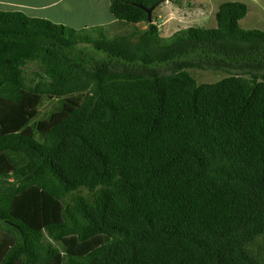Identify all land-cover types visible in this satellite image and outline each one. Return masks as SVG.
<instances>
[{
  "label": "trees",
  "instance_id": "trees-1",
  "mask_svg": "<svg viewBox=\"0 0 264 264\" xmlns=\"http://www.w3.org/2000/svg\"><path fill=\"white\" fill-rule=\"evenodd\" d=\"M164 1L108 0L114 36L0 9V264H264V30L161 36Z\"/></svg>",
  "mask_w": 264,
  "mask_h": 264
},
{
  "label": "rangeland",
  "instance_id": "rangeland-1",
  "mask_svg": "<svg viewBox=\"0 0 264 264\" xmlns=\"http://www.w3.org/2000/svg\"><path fill=\"white\" fill-rule=\"evenodd\" d=\"M45 1L48 0H0V9H20L28 15L43 16L75 29L86 28L89 33H93L97 26L103 27L104 33L109 36L124 34L133 29L132 23L115 22L106 5L108 0H52L56 2L43 6ZM222 1L225 0H179L178 3L165 0L152 10V19L156 18L161 36H168L186 26L214 27L215 12ZM239 1L246 4L247 13L238 21V25L241 28L264 30V0ZM135 26L141 29L145 24L137 23ZM82 47L87 49L90 46ZM96 54L103 55L100 51H96ZM33 68L34 64H29L26 70L29 73ZM190 73L198 83L213 82L225 75L220 70L190 69ZM50 104L49 100H45L40 111L47 109Z\"/></svg>",
  "mask_w": 264,
  "mask_h": 264
},
{
  "label": "water",
  "instance_id": "water-1",
  "mask_svg": "<svg viewBox=\"0 0 264 264\" xmlns=\"http://www.w3.org/2000/svg\"><path fill=\"white\" fill-rule=\"evenodd\" d=\"M155 5H151L149 7H143L145 9V11L147 12V22H151V13L152 10L154 9Z\"/></svg>",
  "mask_w": 264,
  "mask_h": 264
},
{
  "label": "crops",
  "instance_id": "crops-1",
  "mask_svg": "<svg viewBox=\"0 0 264 264\" xmlns=\"http://www.w3.org/2000/svg\"><path fill=\"white\" fill-rule=\"evenodd\" d=\"M56 1H57V0H56ZM56 1H52V0L45 1L44 4H43V6H44L45 4H53V3H55ZM106 5L108 6V2H107ZM107 6H106V7H107Z\"/></svg>",
  "mask_w": 264,
  "mask_h": 264
}]
</instances>
